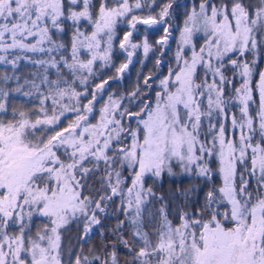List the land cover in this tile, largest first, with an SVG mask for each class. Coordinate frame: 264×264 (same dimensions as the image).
Masks as SVG:
<instances>
[{
  "label": "snow or ice",
  "instance_id": "snow-or-ice-1",
  "mask_svg": "<svg viewBox=\"0 0 264 264\" xmlns=\"http://www.w3.org/2000/svg\"><path fill=\"white\" fill-rule=\"evenodd\" d=\"M68 3L75 7L65 13V0H0V62L15 68L26 60L44 70L31 73L33 79L24 82L35 91L23 95H39V106L13 109L11 119L0 118V264H64L60 229L70 219L82 221L78 242L85 243L101 223L97 213H106L117 197V210L123 211L133 226L132 237L142 246L136 249L118 236L116 243L105 245L103 256L91 249L86 255L82 247L70 249L75 255L69 256L67 264H119L116 244L132 253L127 264H264V69L254 78L256 54L264 49V0L254 5L231 0L230 6L201 0L184 20L175 65L158 81L154 102L143 100L139 83L120 96L109 93L105 99L104 92L110 82L123 78L134 51L141 47L131 43L137 25L146 30L162 25L164 35L156 44L164 50L171 34L167 24L171 0L156 15L147 16L133 13L145 7L150 10L155 0H115L111 7L100 0L95 14L92 0ZM128 16L130 31L119 42L126 62L116 68L115 77L95 84L91 99L81 104L89 94V83L99 78L94 65L112 66L116 26ZM83 21L91 32L81 30ZM68 22L72 25L70 60L54 55L67 46L52 38L53 30L63 33ZM196 33H203L204 39L198 49ZM142 48L145 56L152 50L147 38ZM189 49L190 55H185ZM82 51L87 60L81 59ZM248 53L253 55L251 60L241 59ZM29 54L48 58L31 59ZM160 64L157 59V67ZM228 67L242 81L232 96L225 95L226 86L232 84L224 75ZM49 69L55 70V79ZM201 69L203 78L198 81ZM10 78L2 77L5 82ZM151 79L152 74L145 76V87H151ZM78 85L83 91L77 90ZM22 89L0 88V114L7 115L10 92ZM233 104L239 106V119L235 114L231 117L232 129L240 130L238 137L234 132L226 135L227 109ZM136 105L142 106L131 111ZM67 114L74 118L61 128ZM212 158L218 164L215 170L210 167ZM173 163L209 180L218 174L221 182L208 189L200 209L181 211L175 226L162 205L158 227L150 235L141 220L142 207L154 195L145 187L146 177H160L165 170L171 174ZM125 169L131 179L126 189ZM98 172L102 174L97 177ZM89 177L99 187L89 184ZM34 215L47 218L49 224L28 236L25 220ZM10 223L19 225L15 236L6 232ZM123 224L119 221L117 230ZM108 247L113 251L108 252Z\"/></svg>",
  "mask_w": 264,
  "mask_h": 264
},
{
  "label": "trees",
  "instance_id": "trees-1",
  "mask_svg": "<svg viewBox=\"0 0 264 264\" xmlns=\"http://www.w3.org/2000/svg\"><path fill=\"white\" fill-rule=\"evenodd\" d=\"M130 2H134V0H130ZM169 2V0H155V5L150 10L145 7L143 10H138L133 14L137 16H147V15H156L161 6L164 3ZM201 0H171L172 7L170 9V16L167 18V24L171 27V34L169 36V41L166 46H163V51L161 50L162 46L157 45L156 41L164 35V30L162 25L153 26L151 28H147L146 26L139 24L137 25V29L135 30L131 39L136 41L138 44H141V47L134 51V55L132 58V63L129 66V69L125 72L123 78H117L114 81L110 82L107 91L104 92V98L109 93H115L116 96H120L122 93L127 94L131 92L139 83L140 85V95H142L143 100L152 101L155 97L156 92L158 91V81L159 79L168 73L170 67H174L175 65V52L177 51V40L179 38V33L181 28L183 27L184 20L188 13L195 7L198 8ZM224 2H228L229 6L231 5V0H212V3L222 4ZM257 0H244V3L247 4H256ZM109 6L115 3V0H107ZM148 3H152V0H148ZM100 4V0H92L93 5V14L98 10ZM71 5H69L68 0H65V13H67L68 9ZM131 19V16H128L122 23H118L116 26V35L114 37V52L112 56L113 64L110 68H102L100 62H97L94 67L97 70L98 79H93L89 85L88 90L89 94L87 98L81 100V104L87 103L88 99H91V89L95 86V84L99 83L103 79H107L108 77H115L116 68L119 67L120 64L126 62L127 56L126 53L121 52L119 50V42L120 39L123 38L124 33L130 31L127 20ZM86 24L87 22L84 21ZM65 31L61 33V40L67 46L66 50L70 47L71 43V32L72 25L70 22L64 25ZM147 38L149 44L152 46V50L145 56L142 48V43L144 39ZM236 56H230L229 59H235ZM253 55L248 53L245 57L241 59L251 60ZM157 59H161V64L159 67L156 65ZM143 61V63H141ZM227 63V61H225ZM257 71L254 73V78L258 79V72L260 69L264 67V49H261L258 52L256 57ZM43 72L42 68H37L33 64L29 63L26 60H21L15 68H13L10 64H5L0 62V88H5L6 90L14 89L18 86H23L21 93L10 92L9 97L6 99L5 103L7 106V115L0 114V118L5 120L11 119V113L13 109L16 111H28L30 109L36 108L39 106V95L33 96H25L23 92L35 91L31 89L29 86L25 85V80L31 81L33 76L31 73L34 72ZM65 76L68 79H71L67 74V70H63ZM236 70L228 67L224 71V75L232 80V84L230 86H226V96H232L234 94L235 88L240 85L241 79L238 76H234L233 73ZM8 74L11 78L6 82L2 79V77ZM152 74L154 79L149 81L151 85L150 88L145 87L144 78L145 76H149ZM49 75L51 79H55V70L49 69ZM203 77V70L201 69L198 81ZM17 78H19L17 80ZM78 91H83L79 85L77 86ZM103 103L101 100L96 104V107L99 108L100 104ZM125 105L128 104V101H124ZM258 103V97H257ZM142 105H136L131 107V111L135 112L139 110V107ZM239 106L236 104L230 105L227 109V115L229 111L233 114L238 113ZM48 109H51L50 104L48 105ZM253 114H255V106L252 108ZM98 115V113H97ZM35 119V115L32 116ZM71 114H67V118L63 120L60 124V127H65L70 119H73ZM93 119L92 121H94ZM230 121L227 120L226 128H229ZM219 126V122H217V127ZM207 129V123H205V130ZM59 128L53 129L48 132V135L53 134L54 131H58ZM228 133V131H226ZM40 133L37 132L36 135ZM258 133L256 134V136ZM203 137V136H202ZM47 138V136H45ZM259 139V135H258ZM63 158V157H62ZM211 164L215 165L217 163L215 158H212L209 161ZM103 165H101V168ZM102 173H96L95 175L98 177ZM152 180L151 186L154 189V195L149 197V200L142 207V224L143 230L152 234V230L156 228L159 224V209L162 205L166 207V212L168 219L172 221V223L178 224L180 223V213L181 211H192L200 209L204 204V196L210 187L218 184V175H214V179H207L204 177H200L195 173L184 174V175H167L162 173L160 177H149ZM150 180V181H151ZM95 182V186L99 187V182L94 180V177H89V184H93ZM88 190L85 189V195H88ZM162 197L163 199H160ZM116 198L113 199L111 204L108 206V211L104 214L97 213L98 218L101 223L98 226H95L87 241L83 244L78 242V237L82 235L83 224L80 220H69V223L64 226L60 231V235L64 240V264H67L68 258L71 255L74 258L75 252H70V249H75L79 251L81 247L83 248V252L86 255L91 253L100 254L103 256L105 245H111L116 243L118 236H123L125 240L129 242V245L138 249L141 246V243L138 240H135L132 237L133 226L126 219L123 211L117 210ZM152 210V211H149ZM123 220L124 224L117 230L116 226L119 221ZM28 231L26 235L33 236L35 231L42 227V225H46L47 220L44 217L35 215L30 220H25ZM15 228L18 229L19 225L14 224ZM229 226V225H226ZM10 229V224L6 230ZM62 233V234H61ZM64 233V236H62ZM155 235L152 236L154 239ZM91 249V253L89 250ZM108 252L113 251V248L108 247ZM115 251L117 253V258L119 264H127L128 261L132 259V253H130L129 248L125 247L123 244H116Z\"/></svg>",
  "mask_w": 264,
  "mask_h": 264
},
{
  "label": "rangeland",
  "instance_id": "rangeland-1",
  "mask_svg": "<svg viewBox=\"0 0 264 264\" xmlns=\"http://www.w3.org/2000/svg\"><path fill=\"white\" fill-rule=\"evenodd\" d=\"M114 5V3L111 5V6H113ZM110 6V7H111ZM70 7H75V6H70ZM198 8H199V6H198ZM197 8V9H198ZM76 10L78 11L79 10V8H76ZM192 11V10H191ZM190 11V12H191ZM189 12V13H190ZM188 13V14H189ZM183 25H184V23H183ZM182 25V26H183ZM80 28H81V30H85V29H87V31L88 32H91V26L90 25H88V24H86L84 21L83 22H81V24H80ZM180 34V33H179ZM52 38H53V40H55V41H57V42H61V43H64V42H62V40H61V34H57L54 30H53V32H52ZM29 42H32L31 40L29 41ZM204 42V39H203V33H196L195 35H194V43H195V45H196V47H197V49L200 47V45L202 44ZM131 43H137L135 40L133 41L132 39H131ZM48 45H45V47H47ZM129 50H131V49H129ZM63 51H65V49L64 50H62L60 53H55L54 55H56L57 56V58H59V56L60 55H64L65 57H67L69 60L71 59V57H70V47L66 50V52H63ZM16 53H14V55H15ZM30 55V57H31V59H45V58H48L47 56H46V54L45 55H41V54H35V55H33V54H29ZM185 55H190V49L188 50V51H186L185 52ZM257 55H258V53L256 54V57H257ZM255 57V58H256ZM12 57L10 56L9 57V59H11ZM81 59H83V60H87L88 59V55L86 54V53H84L83 51H82V53H81ZM43 69V68H42ZM263 69H264V67H263ZM166 75H168V73L167 74H165V75H163L160 79H162L164 76H166ZM203 78V77H202ZM159 79V80H160ZM242 82V81H241ZM237 87H239V85L237 86ZM160 89H158V91H159ZM108 96V95H107ZM107 96L105 97V99L107 98ZM155 101V97L152 99V102H154ZM50 104V103H49ZM50 107H51V104H50ZM238 109V113L237 114H235L236 115V117H237V119H239V107L237 108ZM49 110V114H51V109H48ZM232 115H233V113L231 112V111H229V113H228V121H230V124H229V128H228V133H226V135L227 136H229V137H231L232 135H233V132L235 133V136L236 137H238L239 136V134H240V130H239V128H236V129H232V126H231V117H232ZM36 118V117H35ZM33 120H34V118H32ZM92 122H95V120L94 121H92ZM125 124L127 125V118H125ZM136 126V122H135V120H133L132 121V127H135ZM219 127V126H218ZM217 127V128H218ZM37 135H39V134H37ZM203 138V137H202ZM209 139H210V137H209ZM255 139L256 140H258V135L257 136H255ZM210 163V162H209ZM210 167L213 169V170H215L217 167H218V164L216 163L215 165H213V164H211L210 163ZM162 173H165V174H167V175H169V176H171V175H184V174H190V173H187V172H184V171H182L181 170V168H180V166L177 164V163H173V165H172V172H171V174L167 171V170H165L164 172H162ZM161 173V174H162ZM192 173H195V171H193ZM218 175V174H217ZM124 176L127 178V177H129V173H128V171H127V169H125L124 170ZM149 177H153V176H151V175H149L148 177H146V181H145V187L146 188H148V187H150L151 188V190H152V192L154 193V189H152V186H151V183H152V180L149 178ZM211 179H214V175H213V177L211 178ZM151 180V181H150ZM218 184L217 185H219L220 184V177H219V175H218ZM131 185V179L130 178H127L126 179V183H125V185H124V187H125V189L128 187V186H130ZM116 201H118V203H117V206L120 204V198L119 197H117L116 198ZM149 211H152V210H149ZM143 212V211H142ZM35 216V215H34ZM39 216V215H38ZM141 216H142V214H141ZM45 218V217H44ZM159 219H160V215H159ZM46 220H47V223L46 224H49V221H48V219L46 218ZM159 221V220H158ZM15 223H10V229L9 230H6V232H7V234L8 235H10V236H15V235H17L18 233H19V228L18 229H16L15 228V225H14ZM179 224V223H178ZM174 225V224H173ZM175 225H177V224H175ZM174 225V226H175ZM45 225H42V227L41 228H39V229H42L43 227H44ZM230 226V225H229ZM156 227H158V226H156ZM38 229V230H39ZM62 229V228H61ZM60 229V230H61ZM38 230H36L35 231V233L38 231ZM61 232V231H60ZM35 233H34V235H35ZM62 234V233H61ZM33 235V236H34ZM62 236H64V233H63V235ZM62 238V237H61ZM156 239V237H154V239L153 240H155ZM61 243H62V249H61V251H62V255L64 254L63 253V251H64V247H63V245H64V240L62 239V241H61ZM142 246V245H141ZM140 246V247H141Z\"/></svg>",
  "mask_w": 264,
  "mask_h": 264
}]
</instances>
